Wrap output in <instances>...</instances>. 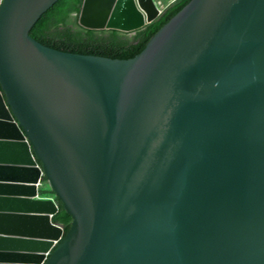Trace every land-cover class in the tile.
<instances>
[{
    "label": "water",
    "instance_id": "obj_1",
    "mask_svg": "<svg viewBox=\"0 0 264 264\" xmlns=\"http://www.w3.org/2000/svg\"><path fill=\"white\" fill-rule=\"evenodd\" d=\"M70 1L0 0V264H264V0H191L128 61L38 41ZM164 8L84 0L79 25Z\"/></svg>",
    "mask_w": 264,
    "mask_h": 264
},
{
    "label": "trees",
    "instance_id": "obj_2",
    "mask_svg": "<svg viewBox=\"0 0 264 264\" xmlns=\"http://www.w3.org/2000/svg\"><path fill=\"white\" fill-rule=\"evenodd\" d=\"M84 0H71L63 9L44 22L35 33L39 42L68 54L128 61L139 56L157 33L177 16L191 0H175L164 8L160 17L142 30L126 34L118 31H92L79 25V14ZM44 198H53L47 180L44 179ZM53 223L64 229L65 236L71 230L73 219L60 206Z\"/></svg>",
    "mask_w": 264,
    "mask_h": 264
},
{
    "label": "crops",
    "instance_id": "obj_3",
    "mask_svg": "<svg viewBox=\"0 0 264 264\" xmlns=\"http://www.w3.org/2000/svg\"><path fill=\"white\" fill-rule=\"evenodd\" d=\"M162 3V6H164L165 8L173 1L175 0H156Z\"/></svg>",
    "mask_w": 264,
    "mask_h": 264
}]
</instances>
